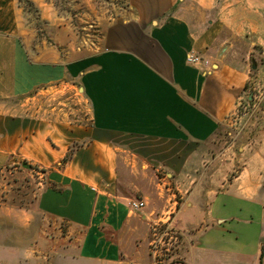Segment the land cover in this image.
I'll use <instances>...</instances> for the list:
<instances>
[{
    "label": "crops",
    "instance_id": "crops-1",
    "mask_svg": "<svg viewBox=\"0 0 264 264\" xmlns=\"http://www.w3.org/2000/svg\"><path fill=\"white\" fill-rule=\"evenodd\" d=\"M106 1L123 8L106 19L86 0L101 36L67 67L82 83L91 126L56 134L58 150L43 129L0 112V165L16 157L49 166L67 141L89 143L66 166L74 181L40 201L42 213L84 230L76 256L55 253L50 264L145 263L147 224L162 219L159 211L182 230L176 264H264V137L239 143L232 159L205 148L229 126L251 72L264 82V0ZM21 10L19 0H0L1 98L25 95L44 78L43 54L13 25ZM190 51L202 64L186 63ZM130 139L141 151L127 146ZM154 166L179 200L154 180ZM132 199L146 205L133 210ZM15 215L6 209L0 218L22 226Z\"/></svg>",
    "mask_w": 264,
    "mask_h": 264
},
{
    "label": "rangeland",
    "instance_id": "rangeland-1",
    "mask_svg": "<svg viewBox=\"0 0 264 264\" xmlns=\"http://www.w3.org/2000/svg\"><path fill=\"white\" fill-rule=\"evenodd\" d=\"M90 4L96 13L103 12L106 19L123 8L117 1L91 0ZM19 6L22 10L17 12L13 25L25 29L29 49L36 46L38 53L43 54L44 78L40 85L25 95L0 97V112L15 118H26L34 130L41 128L46 132L45 140L48 141L49 148L59 150L52 137L62 134L61 132L64 134L65 131L75 133L92 124L91 107L82 93V83L78 78L70 76L67 67L69 63L86 56V50L94 51L101 35L93 20V12L90 7H86V0H40L37 4L32 0H19ZM87 14L91 16L89 20L86 18ZM52 17L56 18L55 23ZM28 48L26 51L30 55ZM188 53L202 58L193 51ZM254 61L257 66L258 60ZM262 80L261 75L251 72L243 98L236 113L230 117L229 126H220L215 137L208 141L206 152L224 153L226 159L228 156L232 159L239 143L258 141L264 137ZM64 141H60V147L64 146ZM126 143L132 150L141 151L135 140L130 139ZM88 144L86 140L67 141V150L57 162L49 166L16 157L8 158L0 165V213L9 209L17 215L16 219H22L20 226L18 222H13L14 219L0 218V264H50L55 253L60 254V259L64 254L76 256L84 230L76 228L71 222L67 223L66 219L48 212L42 213L40 201L43 193L50 188L59 190L58 186L68 180L74 181L66 175V166L71 163L75 152ZM151 145L160 148L166 146ZM208 157L206 161L210 162L211 156ZM80 163L82 166L86 165V160ZM233 165L232 172L235 174L240 162ZM156 166L154 180L170 187L171 201L179 200V196H172L174 182L167 184L166 171L162 166ZM133 201H142L146 205V200L132 199L129 203L131 209ZM160 212L157 213L162 217L161 220L152 219L147 224V262L140 264L180 262L178 246L182 230L172 222L169 213Z\"/></svg>",
    "mask_w": 264,
    "mask_h": 264
},
{
    "label": "built area",
    "instance_id": "built-area-1",
    "mask_svg": "<svg viewBox=\"0 0 264 264\" xmlns=\"http://www.w3.org/2000/svg\"><path fill=\"white\" fill-rule=\"evenodd\" d=\"M185 60H186L187 64L192 65V66H198V65L202 64V62H203L198 56H196L193 53H188ZM143 206H144V203L142 201L131 202V207L133 209H141V208H143Z\"/></svg>",
    "mask_w": 264,
    "mask_h": 264
},
{
    "label": "trees",
    "instance_id": "trees-1",
    "mask_svg": "<svg viewBox=\"0 0 264 264\" xmlns=\"http://www.w3.org/2000/svg\"><path fill=\"white\" fill-rule=\"evenodd\" d=\"M247 88V84L244 86V90Z\"/></svg>",
    "mask_w": 264,
    "mask_h": 264
},
{
    "label": "water",
    "instance_id": "water-1",
    "mask_svg": "<svg viewBox=\"0 0 264 264\" xmlns=\"http://www.w3.org/2000/svg\"><path fill=\"white\" fill-rule=\"evenodd\" d=\"M253 68H255V67H253ZM23 166H24V167H27L26 164H23Z\"/></svg>",
    "mask_w": 264,
    "mask_h": 264
}]
</instances>
